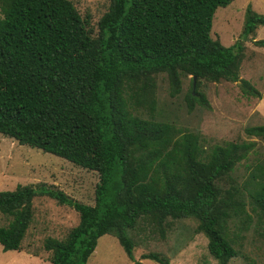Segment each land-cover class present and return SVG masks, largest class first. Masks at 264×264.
Segmentation results:
<instances>
[{
    "label": "trees",
    "instance_id": "1",
    "mask_svg": "<svg viewBox=\"0 0 264 264\" xmlns=\"http://www.w3.org/2000/svg\"><path fill=\"white\" fill-rule=\"evenodd\" d=\"M231 1L110 0L94 34L71 0H0V133L99 174L94 204L44 183L1 191L4 250H21L33 199L46 195L79 214L62 239H44L51 264H86L105 234L143 264L134 258L131 235L141 217L157 224L192 218L218 263L238 256L230 223L249 214L235 188L223 189L218 180L230 177L249 144L205 148L198 134L156 112L161 75L171 96L191 75V86L193 76L196 87L240 80L245 95L262 97L239 72L244 41L264 25V14L247 5L241 34L229 46L210 35L215 10ZM253 42L264 47V39ZM195 92L185 97L188 110L209 107L206 95ZM246 132L264 135V124ZM251 196L264 222V178ZM142 258L170 264L156 252Z\"/></svg>",
    "mask_w": 264,
    "mask_h": 264
},
{
    "label": "rangeland",
    "instance_id": "2",
    "mask_svg": "<svg viewBox=\"0 0 264 264\" xmlns=\"http://www.w3.org/2000/svg\"><path fill=\"white\" fill-rule=\"evenodd\" d=\"M81 15L89 16V27L97 33V21L107 10L110 0H71ZM247 5L264 14V0H232L218 7L213 15L210 35L226 46L233 44L242 31ZM244 41V59L239 78L249 80L261 93V98L245 95L240 80L218 82L203 81L191 86L188 75L182 91L169 94L166 77L157 78V117L172 122L182 131L200 136L205 148L214 144L236 141L249 144L246 158L238 162L228 178L218 180L223 189H233L245 203L248 215L234 216L230 223L231 236L240 250L227 264H264V222L252 210V192L264 178V135H250L246 129L264 124V47L253 39H264V25L253 37ZM201 91L209 107L195 103L188 110L185 97L190 91ZM143 116V115H142ZM99 181L97 171L82 168L72 162L39 148L20 144L0 133V192L13 190L18 184L44 183L64 191L70 197L87 204L95 202V187ZM0 218H4L0 215ZM79 214L70 206L62 205L46 195L33 199V219L25 234L21 250H4L0 245V264H51L49 253L43 247L46 237L62 239L78 223ZM2 223V220H0ZM163 230V232H161ZM134 237V258L143 264H157L142 254L156 252L167 256L170 264H220L208 252L207 238L196 231L192 218L154 223L141 217L131 232ZM86 264H134L115 236L99 237L94 252Z\"/></svg>",
    "mask_w": 264,
    "mask_h": 264
},
{
    "label": "water",
    "instance_id": "3",
    "mask_svg": "<svg viewBox=\"0 0 264 264\" xmlns=\"http://www.w3.org/2000/svg\"><path fill=\"white\" fill-rule=\"evenodd\" d=\"M195 81H196V77L193 76V87H194V85H195Z\"/></svg>",
    "mask_w": 264,
    "mask_h": 264
}]
</instances>
